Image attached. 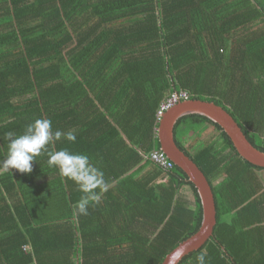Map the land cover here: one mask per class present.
<instances>
[{
	"label": "trees",
	"instance_id": "16d2710c",
	"mask_svg": "<svg viewBox=\"0 0 264 264\" xmlns=\"http://www.w3.org/2000/svg\"><path fill=\"white\" fill-rule=\"evenodd\" d=\"M181 91L222 106L264 151V0H0V162L7 133L50 118L76 141L48 149L87 154L108 182L79 215L83 194L45 154L30 173L0 167V264H161L194 234L196 186L176 164L147 158L161 149L160 103ZM206 126L215 134L200 141ZM174 132L216 204L212 237L178 264L201 252L208 264H264V167L205 115H183ZM190 133L201 137L193 151ZM125 145L142 177L119 164Z\"/></svg>",
	"mask_w": 264,
	"mask_h": 264
},
{
	"label": "water",
	"instance_id": "95a60500",
	"mask_svg": "<svg viewBox=\"0 0 264 264\" xmlns=\"http://www.w3.org/2000/svg\"><path fill=\"white\" fill-rule=\"evenodd\" d=\"M198 113L218 123L230 137L237 152L249 162L264 167V151L256 148L246 137L233 116L213 101L183 99L166 110L159 119L158 139L161 150L182 168L196 186L202 206L199 229L178 243L163 259L161 264H178L188 253L201 248L213 235L216 224L214 193L206 175L198 165L177 145L175 125L186 114Z\"/></svg>",
	"mask_w": 264,
	"mask_h": 264
},
{
	"label": "clouds",
	"instance_id": "9594fccd",
	"mask_svg": "<svg viewBox=\"0 0 264 264\" xmlns=\"http://www.w3.org/2000/svg\"><path fill=\"white\" fill-rule=\"evenodd\" d=\"M5 138L8 141L7 149L0 167L5 171L15 169L20 173H30L35 158L45 154L47 165L57 169L61 177L71 180L83 194L75 203L77 214L87 215L90 204L98 203L100 195L108 190L104 172L91 162L87 154L68 148L56 151L48 149L49 145L62 139L73 143L76 141L75 131L53 130L50 118H35L24 126L21 133L9 132ZM195 262L208 264L206 253H199Z\"/></svg>",
	"mask_w": 264,
	"mask_h": 264
},
{
	"label": "crops",
	"instance_id": "0c3cea01",
	"mask_svg": "<svg viewBox=\"0 0 264 264\" xmlns=\"http://www.w3.org/2000/svg\"><path fill=\"white\" fill-rule=\"evenodd\" d=\"M206 129L204 130V135H202L201 137H202V140H200L201 139V137H198L197 135H193V134H188V135H185L183 138H182V140H183V143H184V145L186 146V147H188V150H190V151H193V149H189V145L192 143V141L193 140H196V141H204V140H206L207 138H209L210 136H212V135H214L215 134V132L213 131V128L211 127V126H206L205 127ZM206 133V134H205ZM206 135H208V136H206ZM187 144V145H186ZM133 147V146H132ZM117 148V144H116V142L114 141V140H110L108 143H107V145H106V152H110V153H113L114 151H115V149ZM138 150V149H137ZM122 156V155H121ZM120 156V157H121ZM147 156V155H146ZM133 157H134V154H133V152H132V150H130L129 148H127L126 147V145L124 146V151H123V158L122 159H120L119 160V164H121L122 166H126V165H129V164H135V163H133L132 161H133ZM147 158H148V156H147ZM169 159V158H168ZM145 160V159H144ZM143 160V161H144ZM116 161V160H115ZM122 161V162H121ZM117 162V161H116ZM121 162V163H120ZM139 163H137V164H135V166H133V167H131L127 172V174H130V175H134V176H136V178H138V177H142L143 176V172H142V168H141V172L140 171H138V169L136 168L137 167V165H138ZM174 164V163H173ZM175 165V164H174ZM121 167V166H120ZM115 184V182L114 183H112V185H114ZM109 186H111V185H109ZM187 189H190V187L189 186H184L182 189H181V191H180V193L184 196V198L187 200V201H189L190 203H192L191 202V199H190V196L188 195V191H187ZM190 191H191V189H190ZM191 195H192V191H191ZM193 200V199H192Z\"/></svg>",
	"mask_w": 264,
	"mask_h": 264
},
{
	"label": "built area",
	"instance_id": "2783aa9c",
	"mask_svg": "<svg viewBox=\"0 0 264 264\" xmlns=\"http://www.w3.org/2000/svg\"><path fill=\"white\" fill-rule=\"evenodd\" d=\"M188 98L186 92L171 93L167 99L161 104L158 110V118L170 107L176 104L178 101ZM152 160L161 165L164 168H169L172 166V162L167 159V156L160 149H154L149 153Z\"/></svg>",
	"mask_w": 264,
	"mask_h": 264
},
{
	"label": "bare ground",
	"instance_id": "6f19581e",
	"mask_svg": "<svg viewBox=\"0 0 264 264\" xmlns=\"http://www.w3.org/2000/svg\"><path fill=\"white\" fill-rule=\"evenodd\" d=\"M181 92H185V91H181ZM173 93H179V92H173ZM187 93V92H186ZM187 95H188V93H187ZM167 99V97L160 103V105H159V107H158V110H159V108H160V106H161V104L165 101ZM158 110H157V113H158ZM157 133H158V127H157ZM165 155H166V153L165 152H163ZM167 156V155H166ZM241 156V155H240ZM148 158H150L151 159V157H150V155H148ZM169 157L167 156V159H168ZM152 160V159H151ZM169 161H171L172 162V166L171 167H169V168H164V167H162L161 165H159L158 163H156L154 160H152L154 163H156L158 166H160L161 168H163V169H170V168H172L173 167V165L175 164V162L171 159V158H169L168 159ZM174 163V164H173ZM178 166V165H177ZM262 167V166H261Z\"/></svg>",
	"mask_w": 264,
	"mask_h": 264
},
{
	"label": "rangeland",
	"instance_id": "374dc122",
	"mask_svg": "<svg viewBox=\"0 0 264 264\" xmlns=\"http://www.w3.org/2000/svg\"><path fill=\"white\" fill-rule=\"evenodd\" d=\"M206 136H208V135H206ZM187 145V144H186ZM261 173H263L264 174V171H262ZM187 191H188V195L190 196V199H191V202L193 201L192 199H193V196L191 195V191H190V189H187ZM193 203V202H192Z\"/></svg>",
	"mask_w": 264,
	"mask_h": 264
}]
</instances>
